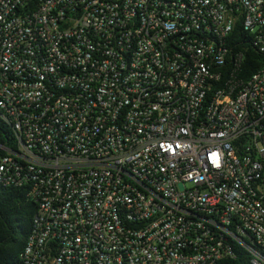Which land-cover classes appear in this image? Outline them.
I'll return each instance as SVG.
<instances>
[{"label":"built area","instance_id":"built-area-1","mask_svg":"<svg viewBox=\"0 0 264 264\" xmlns=\"http://www.w3.org/2000/svg\"><path fill=\"white\" fill-rule=\"evenodd\" d=\"M248 48L264 59V0H0V186L35 205L21 264H264Z\"/></svg>","mask_w":264,"mask_h":264},{"label":"trees","instance_id":"trees-1","mask_svg":"<svg viewBox=\"0 0 264 264\" xmlns=\"http://www.w3.org/2000/svg\"><path fill=\"white\" fill-rule=\"evenodd\" d=\"M238 35L242 36L239 29L234 33V36ZM263 62V57L256 50L248 48L244 64L246 74L257 71ZM15 147L13 132L0 114V158ZM28 210L34 214L35 205L28 200L24 190L0 186V264H21L20 254L32 232L33 216L28 214ZM219 264H250V261L247 254L240 250L238 258Z\"/></svg>","mask_w":264,"mask_h":264},{"label":"rangeland","instance_id":"rangeland-1","mask_svg":"<svg viewBox=\"0 0 264 264\" xmlns=\"http://www.w3.org/2000/svg\"><path fill=\"white\" fill-rule=\"evenodd\" d=\"M28 214H29L30 216H33V211H32V210H28Z\"/></svg>","mask_w":264,"mask_h":264}]
</instances>
